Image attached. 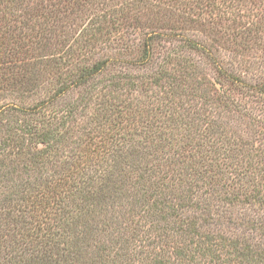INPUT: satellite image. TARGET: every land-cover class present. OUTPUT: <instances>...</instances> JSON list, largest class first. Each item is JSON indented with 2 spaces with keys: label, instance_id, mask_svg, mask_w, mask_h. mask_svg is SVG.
Instances as JSON below:
<instances>
[{
  "label": "rangeland",
  "instance_id": "374dc122",
  "mask_svg": "<svg viewBox=\"0 0 264 264\" xmlns=\"http://www.w3.org/2000/svg\"><path fill=\"white\" fill-rule=\"evenodd\" d=\"M198 1L85 0L1 50L0 264H264V0ZM30 195L69 253L17 243Z\"/></svg>",
  "mask_w": 264,
  "mask_h": 264
},
{
  "label": "trees",
  "instance_id": "16d2710c",
  "mask_svg": "<svg viewBox=\"0 0 264 264\" xmlns=\"http://www.w3.org/2000/svg\"><path fill=\"white\" fill-rule=\"evenodd\" d=\"M2 1L3 0H0V53L1 50L6 51L8 48L10 52H12L13 49L16 53L20 52L23 48H27L26 50H31L30 48H32V50L38 49L36 50L38 52L44 51L45 43L53 37L51 36L53 33L51 25H53L55 29L58 26V13H67L69 9L73 11L75 7L79 8L85 5V0H21V3L17 4L18 6L15 8L12 9L10 6L4 9ZM199 2L208 9V12H211L212 17L226 11V8L222 10L224 7H221L220 4L217 6L218 2H224V0H201L198 1V3ZM214 11L217 12L212 15ZM40 19H43V22H40ZM10 44L13 45L14 48H11L9 46ZM190 44L193 48H199L197 43L190 42ZM51 58L54 59V64H56V58ZM37 61L39 62L40 60ZM107 63L108 60L95 63L91 69V73L93 74L101 71ZM27 66L28 65H26V67ZM88 75L89 73H84L80 78H85ZM27 82L28 84H33L32 78L27 79ZM48 101L49 100L42 101L34 108L41 112L49 104ZM73 174H75V172H71L70 175H68V180L77 176H73ZM95 190V187L94 190L91 188L86 199L90 198L91 201ZM87 206L90 207V203H88ZM47 208H49L47 205L46 207H42L40 200L30 195L22 198V202L18 203L14 209H10L8 214L10 217L13 215L12 219L15 225L14 232L15 235H18L16 239L17 243L20 247L32 246L34 249L38 246H43L45 248L50 247L51 249L62 246L61 249L69 253L71 249L73 250L71 241H69V239H60V232L64 229L61 217L55 222L54 227L49 226L52 217L50 216L51 212H49ZM75 216L78 217L79 215L77 213L70 215L69 221L72 222V225ZM42 259H44V257H42Z\"/></svg>",
  "mask_w": 264,
  "mask_h": 264
}]
</instances>
